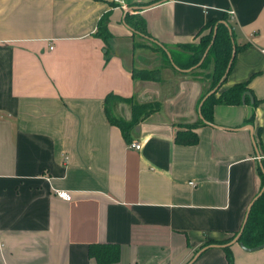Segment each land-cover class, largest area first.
<instances>
[{"label":"crops","instance_id":"1","mask_svg":"<svg viewBox=\"0 0 264 264\" xmlns=\"http://www.w3.org/2000/svg\"><path fill=\"white\" fill-rule=\"evenodd\" d=\"M121 1L127 11L113 0H0V264H96L90 245L116 246L114 264H187L206 243L192 264H227L217 245L260 188L264 0ZM222 19L239 50L215 96L245 84L257 104L215 105L201 123L209 69L177 72L163 53L181 57L178 46ZM143 40L162 52L136 53ZM132 69H157L159 81L136 82ZM129 101L158 109L124 138L107 115L129 122ZM191 125L197 142L175 144ZM228 251L231 264H264V247Z\"/></svg>","mask_w":264,"mask_h":264},{"label":"trees","instance_id":"2","mask_svg":"<svg viewBox=\"0 0 264 264\" xmlns=\"http://www.w3.org/2000/svg\"><path fill=\"white\" fill-rule=\"evenodd\" d=\"M129 20L130 23H128V17L125 16L126 24L129 25V27L135 34L147 37L143 27L144 25L142 19L132 17ZM104 26L105 24L103 21L99 23V30L101 31V35H105ZM214 28L215 32L213 35ZM228 30H230V33ZM203 31H206V33L201 35ZM199 35L200 37L198 39L197 46L193 47L192 45H188L177 47L183 53L185 52L181 57H176L169 54L171 63L166 57L165 53H163V56L169 67L179 72L180 70H188L194 67L200 60L205 49L209 46L208 51L201 64L191 70V72L203 70L210 65L209 72L205 75L206 79L208 80V86L206 91L204 92V95L201 96L200 101L208 92L219 85L215 92L208 96L202 102L199 108V113L201 116L200 122H211V110L215 105L233 106L249 102L252 106H255L257 102L251 97L245 84L234 85L227 90L221 91L217 96H215V94H217L219 88L223 84L225 77L231 67L233 59L225 75L232 48L234 49L235 53L239 50V48H237L233 43L232 27L226 22V19H222L220 21H209L203 27ZM136 46L140 48H146L144 45ZM154 50L162 52L161 47L154 46ZM210 58L212 59L211 62L208 61V59ZM131 78L133 80H139L141 82H157L159 81V70L132 69ZM112 100H116L115 97L108 96L105 98V103H108ZM145 104L149 105L151 103ZM145 104L140 103L130 106L131 119L127 123H119L108 115L107 120L110 124L119 128L121 133L123 134V137L127 138L129 131L139 121L147 117L149 114L157 111L158 109V106L155 103L152 104L154 108L143 111V108L147 106ZM194 127L195 125L186 126L182 130L176 131L174 134V143L183 146L194 145L197 142V137L193 132ZM257 174L260 180V190L264 182V159L259 162V166L257 167ZM235 235L226 240L224 243L218 244L217 246L229 243L235 237ZM236 243L240 244L246 250L257 248L264 243V190L250 206L246 222ZM207 245H212V243H206L205 245H203V247ZM221 249L225 253L226 263L231 264V255L229 254L228 247H224ZM87 254L88 257L92 259L96 264H114L118 261V248L113 245H90L88 247Z\"/></svg>","mask_w":264,"mask_h":264},{"label":"water","instance_id":"3","mask_svg":"<svg viewBox=\"0 0 264 264\" xmlns=\"http://www.w3.org/2000/svg\"><path fill=\"white\" fill-rule=\"evenodd\" d=\"M221 23H223V22H221ZM229 31V33H230V30H228ZM214 32H215V28H214V30H213V35H214ZM211 43H212V41H211ZM210 43V44H211ZM208 48H209V46L205 49V51H204V53H203V55L201 56V58H200V60L198 61V63L194 66V67H192V68H190V69H188V70H180L179 72H189V71H191L192 69H194V68H196V67H198L200 64H201V62L203 61V59H204V57H205V55H206V53H207V51H208ZM234 54H235V51H234V49L232 48V51H231V55H230V60H229V63H228V66H227V69H226V71H225V75H226V73H227V71H228V68H229V66H230V63H231V61H232V59H233V57H234ZM166 57L168 58V60L170 61V57H169V55L166 53ZM170 63H171V61H170ZM219 86V85H218ZM217 86V87H218ZM217 87L216 88H214L213 90H211L210 92H208L202 99H201V101H200V103H199V105H198V109H197V114H198V117H199V119L201 120V116H200V113H199V108H200V106H201V104H202V102L208 97V96H210L211 94H213L214 92H215V90L217 89ZM251 101V100H250ZM248 131H251V128L250 127H245ZM263 190H264V182H263V185H262V187H261V189L259 190V192L257 193V195L251 200V202L249 203V205H248V207H247V209H246V212H245V215H244V218H243V221H242V224H241V226H240V229H239V231H238V233L235 235V237L229 242V243H227V244H225V245H220V246H217V247H219V248H224V247H229V246H231L232 244H235L236 242H237V240H238V237H239V235L241 234V231H242V229H243V226H244V224H245V222H246V219H247V215H248V211H249V209H250V206L252 205V203L256 200V198H258L260 195H261V193L263 192ZM209 247H211V246H206V247H202L201 249H199L194 255H193V257L191 258V260L187 263V264H192L196 259H197V257L204 251V250H206L207 248H209ZM239 247L242 249V250H244V251H256V250H259V249H261V248H263L264 247V243L261 245V246H259V247H257V248H254V249H251V250H246V249H244L240 244H239Z\"/></svg>","mask_w":264,"mask_h":264},{"label":"rangeland","instance_id":"4","mask_svg":"<svg viewBox=\"0 0 264 264\" xmlns=\"http://www.w3.org/2000/svg\"><path fill=\"white\" fill-rule=\"evenodd\" d=\"M204 33H206V31H204ZM201 35H202V33H201ZM199 37H200V35H199ZM199 37L197 38V41H196V43H194L192 46L193 47H195V46H197V44H198V39H199ZM143 45L146 47V48H144L143 50H139V49H136V53H144V54H146V55H150V54H152V52L151 51H156V50H154V47L150 44V43H148L147 41H145V40H143ZM150 50H149V49ZM190 50V49H189ZM185 53V52H184ZM211 58L210 59H208V61H210L211 62ZM205 69H210V65L209 66H207ZM204 69V70H205ZM143 70V69H142ZM145 70V69H144ZM136 82H141V81H139V80H135ZM203 95H204V93H203ZM130 102V105H132L135 101H129ZM146 102H143V104H145ZM145 105H147V104H145ZM152 108H154L153 107V105L152 104H149V105H147V106H145V108H143V111H145V110H150V109H152ZM117 122H119V123H126V122H122L121 120H116Z\"/></svg>","mask_w":264,"mask_h":264},{"label":"built area","instance_id":"5","mask_svg":"<svg viewBox=\"0 0 264 264\" xmlns=\"http://www.w3.org/2000/svg\"><path fill=\"white\" fill-rule=\"evenodd\" d=\"M115 3L119 4L120 7L127 11V9L123 6V3L121 0H113ZM226 15L231 18L233 16V12L232 11H227L226 12ZM130 148L134 149V150H138L139 149V144H130L129 146ZM56 196L61 199L62 201H65V202H69L71 197L70 195L67 193V192H64V191H59V192H56Z\"/></svg>","mask_w":264,"mask_h":264}]
</instances>
